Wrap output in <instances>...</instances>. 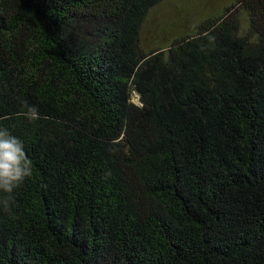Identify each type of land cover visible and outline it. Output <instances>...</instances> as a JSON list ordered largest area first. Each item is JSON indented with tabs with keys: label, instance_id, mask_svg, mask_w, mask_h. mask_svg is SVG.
<instances>
[{
	"label": "trees",
	"instance_id": "obj_1",
	"mask_svg": "<svg viewBox=\"0 0 264 264\" xmlns=\"http://www.w3.org/2000/svg\"><path fill=\"white\" fill-rule=\"evenodd\" d=\"M163 1L0 0V264H264V0L145 50Z\"/></svg>",
	"mask_w": 264,
	"mask_h": 264
},
{
	"label": "rangeland",
	"instance_id": "obj_2",
	"mask_svg": "<svg viewBox=\"0 0 264 264\" xmlns=\"http://www.w3.org/2000/svg\"><path fill=\"white\" fill-rule=\"evenodd\" d=\"M235 0H164L148 13L141 29V44L145 50L163 48L175 39L183 37L197 24L207 18L221 15L223 9ZM237 16V15H236ZM240 32L246 23L240 16ZM131 101L138 103V96L132 92Z\"/></svg>",
	"mask_w": 264,
	"mask_h": 264
},
{
	"label": "clouds",
	"instance_id": "obj_3",
	"mask_svg": "<svg viewBox=\"0 0 264 264\" xmlns=\"http://www.w3.org/2000/svg\"><path fill=\"white\" fill-rule=\"evenodd\" d=\"M26 110L20 115L30 122L40 119L38 109L29 105L27 101H21ZM33 174V162L24 150L23 142L12 135L7 127L0 126V191L11 194L26 178ZM11 196L4 201L7 207Z\"/></svg>",
	"mask_w": 264,
	"mask_h": 264
}]
</instances>
